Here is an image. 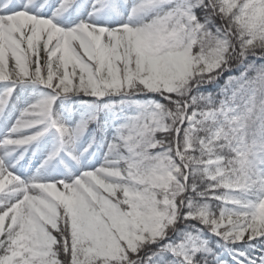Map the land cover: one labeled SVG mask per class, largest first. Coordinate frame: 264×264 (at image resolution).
Listing matches in <instances>:
<instances>
[{"label":"snow or ice","instance_id":"obj_1","mask_svg":"<svg viewBox=\"0 0 264 264\" xmlns=\"http://www.w3.org/2000/svg\"><path fill=\"white\" fill-rule=\"evenodd\" d=\"M0 264H264V0H0Z\"/></svg>","mask_w":264,"mask_h":264}]
</instances>
